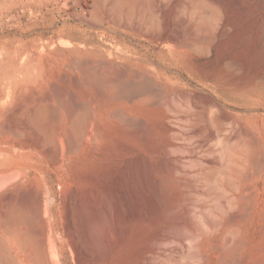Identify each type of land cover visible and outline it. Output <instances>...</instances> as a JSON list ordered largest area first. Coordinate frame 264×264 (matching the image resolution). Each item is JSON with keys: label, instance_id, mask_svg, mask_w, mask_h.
<instances>
[{"label": "rangeland", "instance_id": "374dc122", "mask_svg": "<svg viewBox=\"0 0 264 264\" xmlns=\"http://www.w3.org/2000/svg\"><path fill=\"white\" fill-rule=\"evenodd\" d=\"M78 102L95 123L69 149ZM6 174L1 264H36L41 242L49 260V225L56 264H144L160 226L145 209L219 211L245 174L263 201L249 245L264 248V0H0Z\"/></svg>", "mask_w": 264, "mask_h": 264}, {"label": "bare ground", "instance_id": "6f19581e", "mask_svg": "<svg viewBox=\"0 0 264 264\" xmlns=\"http://www.w3.org/2000/svg\"><path fill=\"white\" fill-rule=\"evenodd\" d=\"M95 80L97 81L98 79H95ZM142 82H143V80H142ZM146 83H148V82H146ZM95 84H96V82H95ZM140 84L142 85V83H140ZM96 85H98V84H96ZM55 86L57 87V85H55ZM144 86H145V84H144ZM56 89H58V91L60 93V90L62 88L60 89L58 87ZM143 91H145V90H143ZM63 94H65V93H63V92L60 93L61 97H65ZM62 101H64V100H62ZM66 104H68V103H66ZM72 109H73V106H72ZM74 114L76 116V121H75L76 130L74 129L75 131L73 133L70 131L72 133V135L70 134L68 136V138L66 137L67 142H68L67 145L70 147L69 149L75 148L76 146H78L81 138L84 136V134H86L87 126L89 124H90L89 126H92L91 125L92 122H93V124L95 123L94 118H92L93 117L92 116V110H91V106H90L89 102H83V103L78 102L75 105ZM187 122H191L190 119H188ZM68 125H69V122H68ZM72 125H73V123H72ZM190 129H194V128H190ZM197 130H199V129H197ZM194 134H195V132H194ZM215 134L216 133H214V136H215ZM89 135H87V136H89ZM91 137H92V135H91ZM59 138H60V136H59ZM61 140H63V137ZM197 143H199V142H197ZM197 143L195 145H197ZM202 145H203V143L201 144V146ZM178 147H176V149ZM176 149H175V147L173 148L174 153L178 151ZM195 149L197 150V148H195ZM199 149L200 148H198V150ZM181 150L184 153L183 149H180L178 152L181 153ZM189 151L190 150H188V152ZM166 152H168V151H166ZM188 152H187V154H188ZM191 152H195V151L193 150ZM191 152H189V153H191ZM48 153H50V152H48ZM171 153H172V151H171ZM167 154L169 155L170 153L168 152ZM230 157H231L230 155H227V162L225 165L226 168L231 167L230 166V164H231L230 163V160H231ZM195 160L197 161L198 159H195ZM196 161H194V162H196ZM194 162H192L193 166L190 165L187 168H190V167L195 168L196 166L199 165L200 161L196 162V164L197 163L198 164L197 165L195 164V166H194ZM177 164H180V163H177ZM200 164H202V162H200ZM203 164H204V162H203ZM180 165L182 166L184 164H180ZM241 166H243V165H241ZM163 168H164V170H168L165 167H163ZM173 169H175V168L170 166L169 170L171 172ZM185 169H186V166H185ZM244 170H245V168H244ZM175 172H176V170H175ZM177 173L180 174L179 171H177L176 174ZM183 174H184V176H186L188 173L187 174L183 173ZM15 175L18 176L17 174H15ZM191 175H193V174H191ZM10 177L11 176H8V175L5 177H0V193L3 194V192L6 191L7 185L11 182V180L14 181V178H13L14 176L12 175V177L11 178ZM246 179L248 180V177L245 174L243 176V180L239 181L238 188L236 189V191L233 192L232 196L229 197L228 199L224 198L227 200V204L222 205V206L219 205L221 207L219 211H213V210L207 211L204 208H198V211H196L192 208L193 206L191 207L188 205V203H187L188 200L187 201L182 200L178 205H176L174 207H167L166 206L164 208L161 206L153 205V206H151V208L145 209V211L142 213L143 214L142 216L144 217V219L151 220L154 224H158L160 226L151 235V246L149 249V255H147L145 257L144 264H241L243 260H244L243 261L244 264H263L264 248L262 245V239L257 238L256 242L249 245V237H250V233H251V230H252V227L254 224V220L256 218H259L260 220L263 218V207H262L263 201L260 198V191L257 187V183H258L259 179L255 180L253 182L255 185V191H252L251 189L248 188V186H246V182H245ZM187 182H190V181L181 180V179L177 181V183L180 186H182L183 188L185 186H188L189 183H187ZM189 187L191 188L192 186L189 185ZM149 194L151 195V193H149ZM190 194H192V193H190ZM33 196H34V194H33ZM40 196H42V195L40 194ZM214 197H216V196H214ZM36 198L37 197H35V200H36ZM37 199H39V198H37ZM28 200H30V199L28 198ZM36 201L38 202V200H36ZM214 201L216 202L217 200L215 199ZM29 203H31V202H29ZM39 204H40V202H39ZM146 208H148V207H146ZM17 210H18V212H20L19 209H17ZM32 210H33V208H32ZM11 211H12V209H11ZM23 213H22V216H23ZM139 213H140L139 207L134 206L132 208V210L130 211V213L128 214L127 218L128 219H134V217H136ZM11 215H13V214H11ZM19 216L22 217L21 215H19ZM15 218L16 217H14V219ZM21 219H23V218H21ZM29 219H30V217H29ZM19 223H21V221H19ZM15 224H17V223L15 222ZM15 229H17V228H15ZM86 229H87L86 230L87 234H85V232H84V234L86 235V240L92 244V242H91L92 237L90 235V232L88 231V228H86ZM51 231H52V227H50V225H49V228H47V230H45V232H46L45 234H47V241H46V236L44 239L46 242L43 240L45 242V244L49 247L51 257H49L48 258L49 260H47L46 257L43 256V249H46V248L43 245L44 243L41 242L42 248H40V249H38L37 247L33 248V251L35 252V256L29 255L31 262L36 263V264H56L54 258L56 257V254H57V247H55L54 242H52L50 239V236H51L50 232ZM182 231H184V232H182ZM260 231H263V230L261 229ZM11 232H13V231H11ZM14 240H16V239H14ZM3 241H4V239H3ZM71 244H72L73 248L77 252H79V245L77 244V242L74 239L71 240ZM91 244H89V245H91ZM74 249H72V250H74ZM255 249H257V251H255ZM46 251H47V249H46ZM15 256H16V254H15ZM179 256L180 257L182 256L183 260H184V258L189 257V261L188 262L187 261L178 262L177 257H179ZM1 258H2V256L0 257V259ZM12 259H13V257H12ZM6 262H8V261H6ZM14 264H24V263L21 260L17 259V261L16 260L14 261Z\"/></svg>", "mask_w": 264, "mask_h": 264}]
</instances>
